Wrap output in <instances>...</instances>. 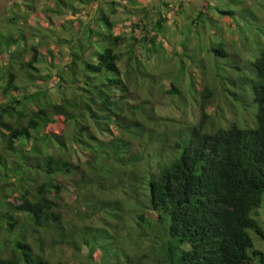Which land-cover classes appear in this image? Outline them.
Masks as SVG:
<instances>
[{
  "label": "trees",
  "instance_id": "trees-1",
  "mask_svg": "<svg viewBox=\"0 0 264 264\" xmlns=\"http://www.w3.org/2000/svg\"><path fill=\"white\" fill-rule=\"evenodd\" d=\"M42 1L0 0V264H264L251 237L264 233V14L251 11L262 3L199 0L166 56L164 23L185 17L181 1L148 12L128 0L139 16L124 37L113 33L118 0H51L49 18H86L60 25L74 26L69 38L50 35L57 65L46 29L28 24ZM212 12L237 34L233 49ZM139 48L174 69L156 78ZM164 79L169 100L186 107L188 93L199 115L173 144L162 129L173 119L151 101ZM226 82L242 107L255 103L252 126L208 113L216 99L235 109ZM115 191L126 198L105 197Z\"/></svg>",
  "mask_w": 264,
  "mask_h": 264
},
{
  "label": "rangeland",
  "instance_id": "rangeland-1",
  "mask_svg": "<svg viewBox=\"0 0 264 264\" xmlns=\"http://www.w3.org/2000/svg\"><path fill=\"white\" fill-rule=\"evenodd\" d=\"M9 1V0H8ZM119 1V7L118 9L120 10L119 13L117 15H111V19L116 21V25L113 28V33L114 34H121L124 37H128L131 34L132 31V27L134 25V23H138V16L137 14H135V8H130V6L128 5V0H118ZM161 0H136L137 4H135V7L137 9H140L141 7L148 10V12L151 11H155V9H159L161 11V7L160 5H158V2H160ZM169 1V7L173 8V5H175V10H177V4L178 2H182L183 4V9H184V13H185V17H178V16H174L170 17L168 21H166L164 23L165 25V29H166V33H165V37L161 38V43L164 46V51L166 56H170L171 52L174 50H180L179 47V42H180V34L179 31L181 33V31H183V29L186 27L187 23H188V15L190 17H193L196 15V11L199 9L200 7V1L199 0H166ZM223 0H213V5H217V7H223V8H235V6L233 7V4H230L229 6L227 4L222 5ZM244 3L241 4L240 6L244 7V4L247 3L248 6H255L256 2L259 1L258 3H262V7H261V11L252 8L251 11L256 13V14H264V0H242ZM124 5H127V8L124 7ZM53 7L52 6V2L51 0H43L42 4L37 8L36 12L32 13L29 17H28V24H30L31 26H34L36 28L39 27H43L46 29L47 35L48 37H50V35H60L61 37L64 38H69V36L71 35V32L69 31L70 29L74 30V26H69V28L67 29H62L60 27V25L68 20H73V19H80L81 21H85L86 18H82L81 16H85L84 12L82 14H76V15H72L70 13H66V14H60V15H53L50 16V18L45 15L44 12V7ZM89 11L90 13H88V17H91V10L86 9V11ZM164 9H162L163 11ZM167 11V10H165ZM177 13V12H176ZM213 16L215 18V20H217L219 22V24L221 23L222 25L220 26L221 29L223 30V38L227 41V47L228 50L233 49V45H231V41L236 40L237 34L232 32L230 27H232L231 25L228 26L225 21L219 20V16L212 12ZM173 15L174 12H173ZM82 18V19H81ZM187 18V19H186ZM173 21H177L178 22V27L175 28L174 27V23ZM71 25V24H70ZM71 27V28H70ZM179 28V29H178ZM260 27H256V30H260ZM138 30V29H137ZM206 30H209L208 27H206ZM75 34V33H74ZM139 34L142 35L141 32H139ZM261 35V37L263 38V35L261 33H259ZM50 37V40L48 42V48L50 50H53V54L55 55V61L54 63L59 65L62 63L61 58H64V55L60 56V53L58 52L59 48H55L54 44L52 43L54 39H56V37ZM75 36V35H74ZM29 41V40H28ZM192 44H195V40L192 38ZM62 50V48L60 49ZM139 52H140V57L141 60H143V63L149 66V70L151 72H153L155 74V77L157 78V76L160 73V70L162 71H167L169 69V67H167L169 64L166 63V66L162 63L159 64L157 63L155 56H150L149 54H147V52H145L144 50H142L141 48H139ZM232 53V52H230ZM40 57H42V59H44V61L46 63H49L50 60V56L47 54L46 49H40L39 51ZM38 54V55H39ZM203 54V53H202ZM232 55V54H231ZM150 56V57H149ZM205 56L202 55V58ZM148 57V58H147ZM145 58H147L148 60H145ZM205 61L209 60L208 57L204 58ZM234 59V58H233ZM222 61L218 62L220 64H227V60L225 59H221ZM168 62V61H167ZM173 62V61H172ZM170 67L172 66V64L169 65ZM164 69V70H163ZM171 69H174L173 67H171ZM173 75V74H172ZM171 77V76H170ZM173 77V76H172ZM196 79H198V75L195 76ZM187 76L183 77V85L185 87L184 91L187 88ZM168 80L164 79L159 81L158 83H160V85H157L155 90L152 91V104L154 106V111H155V115L160 116L162 118H171L173 119L172 122L173 123H164L162 125V129L166 128V131L169 133L171 139L170 142L171 144L179 141V135L180 133L183 132L184 128L186 127H190L191 125L188 124L186 121H188L189 123H196L199 115H198V110H197V105H193L192 102V98L190 97V95L188 93H186L187 95V99H188V104L186 107L181 106L180 104L177 105V99H173L172 101L169 100V98L165 95V93H163L164 90V86H166L168 84ZM205 82L204 79H200L199 78V82L197 85H203V83ZM163 86V88L159 89L160 86ZM226 88L224 89L227 93H225L226 95V100H228L229 102H231V105L233 108L232 110H229L226 107H223L224 109L222 111L219 112V106H223L220 105L221 100L220 99H216V100H212V102L210 103L209 107L207 108L208 113L214 117L215 119L217 117H222L221 118V122L224 123V125L226 124L225 122H236L237 124H239L240 127H244L245 125H250L252 126L253 120L255 122V114H256V105L255 103H253V101L251 100V103L248 104V106L246 107H242L243 103H244V99H242V104H239V101H234L233 98L229 95V92H234V86L231 83H227L226 82ZM197 89H199L197 87ZM195 97H197L198 93H194ZM237 109V110H236ZM101 138H105V137H101ZM136 144L137 141L134 142L133 145V149L137 150L139 148H136ZM148 151L150 152V149H148ZM88 157L84 156V155H80V160H85ZM114 176H117L116 173H114ZM68 189L70 191H72V188L70 186H68ZM128 191V189H127ZM100 196V195H99ZM105 197H110V198H126L123 196V194H121L119 191H115L113 192V194L111 195H106ZM126 200V199H125ZM64 202L66 203V208H68V205H70L72 203V198L69 195H65L64 196ZM132 203L130 200L128 201V204ZM71 207V205H70ZM260 217H259V224L261 225V227L263 228V232H264V195L262 198V202L260 205ZM252 240H253V246L254 248L259 249L260 251H262L264 253V233H263V238L259 237V236H251ZM65 255L67 256L68 253H65ZM67 264H78L76 262L73 261H68Z\"/></svg>",
  "mask_w": 264,
  "mask_h": 264
}]
</instances>
